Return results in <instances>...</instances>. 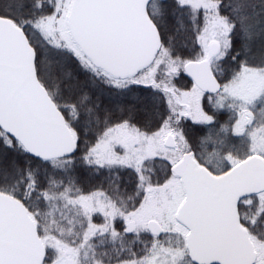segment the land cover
<instances>
[{
	"label": "snow or ice",
	"instance_id": "obj_1",
	"mask_svg": "<svg viewBox=\"0 0 264 264\" xmlns=\"http://www.w3.org/2000/svg\"><path fill=\"white\" fill-rule=\"evenodd\" d=\"M258 115L264 0H0V264H264Z\"/></svg>",
	"mask_w": 264,
	"mask_h": 264
},
{
	"label": "rangeland",
	"instance_id": "obj_2",
	"mask_svg": "<svg viewBox=\"0 0 264 264\" xmlns=\"http://www.w3.org/2000/svg\"><path fill=\"white\" fill-rule=\"evenodd\" d=\"M257 118H258V120H259V119H264V117H260L259 115H258ZM244 147H245L244 144H241V145L238 146L239 150H243Z\"/></svg>",
	"mask_w": 264,
	"mask_h": 264
}]
</instances>
